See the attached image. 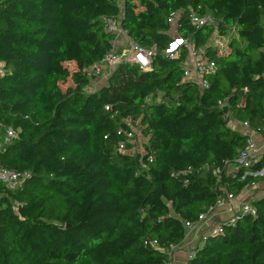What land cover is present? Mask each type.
<instances>
[{
    "label": "trees",
    "instance_id": "obj_1",
    "mask_svg": "<svg viewBox=\"0 0 264 264\" xmlns=\"http://www.w3.org/2000/svg\"><path fill=\"white\" fill-rule=\"evenodd\" d=\"M187 8L212 22L182 16L171 30L167 15ZM120 15L131 41L154 46L150 67L118 63L89 91L85 69L115 39L103 18ZM233 29L224 49L208 44ZM174 35L213 61L202 91L182 80L186 48L164 54ZM0 63V123L17 133L0 163L28 173L14 191L0 185V264H165L184 220L264 183L248 174L264 170V149L226 171L246 140L231 119L264 140V0H0ZM130 118L132 154L117 150ZM248 202L255 212L221 221L186 264H264V195Z\"/></svg>",
    "mask_w": 264,
    "mask_h": 264
},
{
    "label": "built area",
    "instance_id": "obj_2",
    "mask_svg": "<svg viewBox=\"0 0 264 264\" xmlns=\"http://www.w3.org/2000/svg\"><path fill=\"white\" fill-rule=\"evenodd\" d=\"M185 16L188 23L193 27L203 26L207 22H212L213 17L206 13L203 15L198 14L195 10L191 8L187 9H175L171 11L167 17L166 21L170 25L171 30L176 26L179 18ZM104 28L106 31L114 33L115 36L119 34L127 35V32L121 27V15L119 17H107L103 18ZM128 36V35H127ZM183 46L187 50V56L185 62L182 64V80L193 83L198 91H202L208 86L207 81L204 79V76L209 72L214 70V63L211 60H207L202 55V50H195L193 48L192 42L181 36H172L171 39L167 42V46L164 48V54L168 55L170 58L177 57L179 48ZM154 53V46L150 48H143L138 46L136 43L129 39L127 46L120 48L118 50L111 49L104 54L101 60L97 63L88 66L85 70L90 75L99 74L102 72V66L106 65H117L121 62H130L138 66L140 70H146L150 67V57ZM3 64L0 63V75L3 74ZM227 106V99L224 97L221 100H218L216 107L219 109ZM227 116V115H224ZM231 121V120H230ZM129 130L125 132V139L120 141L117 145V150L120 152L134 153L139 152L137 148L140 147L139 139L136 136L138 130L137 121L133 119H128ZM232 128L239 130L244 135H246L245 145L242 149L238 151V155L233 163L226 165V171H235L240 168H246L250 164L256 161L258 155L262 151L261 147L256 143L253 138V134L256 133L253 129L248 127V124L243 121L234 120L231 124ZM17 136L15 129L12 127H5L0 123V152L5 149V147L10 144ZM218 170H215L217 173ZM247 172L244 171L243 174ZM251 176L262 175L264 170L258 172H249ZM28 176L27 172H19L14 169H9L1 165L0 163V185L4 190H16L18 189L24 179ZM256 184L250 183L252 186ZM248 186V185H247ZM244 189V188H243ZM242 189V190H243ZM234 198V194L227 193L225 198H219L215 202L209 204L205 211L200 212L197 215V218L194 221L184 220L185 226V235L186 237L196 228L201 229L199 233V241L202 240L208 232H220L221 231V221L232 223L235 218V214L239 211L241 212H250L254 213L255 209L248 201L238 202L239 210L230 216H226L221 220H216L213 217V214L218 211L221 207L231 201ZM205 222L203 227H200V224ZM183 237V238H184ZM154 243V241H152ZM178 244H170L167 248L168 260L165 264H171L173 252L176 249ZM192 255V250L190 248L185 250V258L187 259Z\"/></svg>",
    "mask_w": 264,
    "mask_h": 264
},
{
    "label": "crops",
    "instance_id": "obj_3",
    "mask_svg": "<svg viewBox=\"0 0 264 264\" xmlns=\"http://www.w3.org/2000/svg\"><path fill=\"white\" fill-rule=\"evenodd\" d=\"M129 39L130 38L127 35L119 34L113 40V49L118 50L120 48L127 46ZM105 67H106L105 74L107 78L109 73L113 70V69H110V67H115V66L106 65ZM233 122L234 120L231 119V121H229V124L231 125L233 124ZM253 138L256 141V143L261 147V149H264V140H262L257 133L253 134ZM139 139L141 140V138ZM261 195H264V183H257L252 186H246L243 190L236 193L234 195V198L231 201L227 202L225 206L221 207L218 211H216L213 214L212 218H214L216 221L218 219L221 220L226 216H230L231 214L239 210L238 202L248 201L250 198L258 197ZM204 225H205V222H202L200 224V227H203ZM200 231L201 229L196 228L195 230H193L191 233H189L186 237L182 239V241L179 243V245L176 247V249L173 252L171 264H186L185 250L188 249L189 247H192L197 242H199Z\"/></svg>",
    "mask_w": 264,
    "mask_h": 264
},
{
    "label": "rangeland",
    "instance_id": "obj_4",
    "mask_svg": "<svg viewBox=\"0 0 264 264\" xmlns=\"http://www.w3.org/2000/svg\"><path fill=\"white\" fill-rule=\"evenodd\" d=\"M231 37H233L234 39H237V36H236L234 29L233 30H227L224 34H218L217 31H213L207 42H208V44L212 43L214 45H218L220 49H222V48L224 49L227 46V43ZM237 44L240 45L239 42L235 43V45H237ZM105 66L106 65L102 66V72L101 73L91 76L90 82H89L88 86L86 87V89H88L89 91H92V90L100 87L102 84H104V82L106 80V74H105L106 73V69H105L106 67ZM110 69H114V67H110ZM159 98H160V93H157V96L154 97V102L159 101ZM136 134H137V138H139L140 137L139 133L136 132ZM137 149L141 150V147H139ZM248 186H250V185H248ZM218 220H220V219H218Z\"/></svg>",
    "mask_w": 264,
    "mask_h": 264
}]
</instances>
